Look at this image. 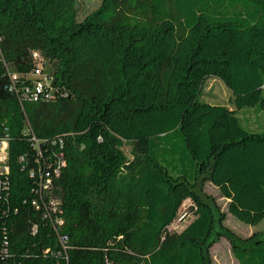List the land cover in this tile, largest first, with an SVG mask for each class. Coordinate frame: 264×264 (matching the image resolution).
<instances>
[{
    "label": "trees",
    "instance_id": "trees-1",
    "mask_svg": "<svg viewBox=\"0 0 264 264\" xmlns=\"http://www.w3.org/2000/svg\"><path fill=\"white\" fill-rule=\"evenodd\" d=\"M211 78L236 110L202 100ZM246 108L264 110V0H104L84 21L78 0H0V264H214L223 238L264 264V237L204 194L264 221ZM188 200L194 221L169 231Z\"/></svg>",
    "mask_w": 264,
    "mask_h": 264
},
{
    "label": "rangeland",
    "instance_id": "rangeland-1",
    "mask_svg": "<svg viewBox=\"0 0 264 264\" xmlns=\"http://www.w3.org/2000/svg\"><path fill=\"white\" fill-rule=\"evenodd\" d=\"M104 0H78L79 20L84 21L89 16L97 12L102 6ZM42 70V71H41ZM54 67L50 63L40 68L37 78L48 82ZM202 100L212 105L226 106L232 110H236L234 104V96L226 85L219 79H209L203 91ZM237 117L241 126L249 133H264V110L258 108H246L237 111ZM7 145L0 144V173L6 172L7 160ZM131 148L126 146L124 152L130 155ZM204 194L213 198L216 204L220 207L221 212L225 214V225L235 232L241 238H249L253 235H260L264 237V221L258 226H249L235 217L231 216L228 212L229 201L222 197L218 188L208 183L205 185ZM196 207L190 201H186L180 209V220L176 221L169 231L181 233L187 228L195 219ZM214 264H239L234 256L232 247L229 241L225 238L221 239L211 251Z\"/></svg>",
    "mask_w": 264,
    "mask_h": 264
},
{
    "label": "built area",
    "instance_id": "built-area-1",
    "mask_svg": "<svg viewBox=\"0 0 264 264\" xmlns=\"http://www.w3.org/2000/svg\"><path fill=\"white\" fill-rule=\"evenodd\" d=\"M38 89H37V91H38V93H40L41 92V90H42V85H41V83H39L38 84ZM3 143H5V142H1L0 144H3ZM6 145H7V143H5ZM8 146V145H7ZM8 148V147H7ZM6 162H7V160H6ZM6 172H7V168H6Z\"/></svg>",
    "mask_w": 264,
    "mask_h": 264
}]
</instances>
